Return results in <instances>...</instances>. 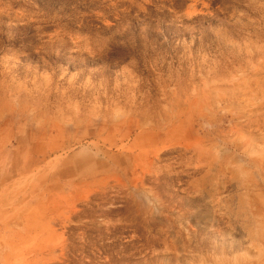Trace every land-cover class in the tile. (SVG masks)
Here are the masks:
<instances>
[{
	"label": "rangeland",
	"instance_id": "374dc122",
	"mask_svg": "<svg viewBox=\"0 0 264 264\" xmlns=\"http://www.w3.org/2000/svg\"><path fill=\"white\" fill-rule=\"evenodd\" d=\"M234 257L264 264V0H0V264Z\"/></svg>",
	"mask_w": 264,
	"mask_h": 264
},
{
	"label": "clouds",
	"instance_id": "9594fccd",
	"mask_svg": "<svg viewBox=\"0 0 264 264\" xmlns=\"http://www.w3.org/2000/svg\"><path fill=\"white\" fill-rule=\"evenodd\" d=\"M215 151H216L217 155L222 154V149H220V148H217ZM250 155H258V153L252 152V153H250ZM244 175H245V173L241 172V176L243 177ZM233 264H239V258L238 257L233 258Z\"/></svg>",
	"mask_w": 264,
	"mask_h": 264
},
{
	"label": "crops",
	"instance_id": "0c3cea01",
	"mask_svg": "<svg viewBox=\"0 0 264 264\" xmlns=\"http://www.w3.org/2000/svg\"><path fill=\"white\" fill-rule=\"evenodd\" d=\"M199 190H204L205 188L203 187V186H201V187H197ZM250 198H247V197H244L243 199H242V204H252L253 205V203L249 200ZM211 235H213V232H212V234ZM211 255H214V254H216L217 252H214V249H213V247L211 248ZM199 262H201V261H199Z\"/></svg>",
	"mask_w": 264,
	"mask_h": 264
}]
</instances>
